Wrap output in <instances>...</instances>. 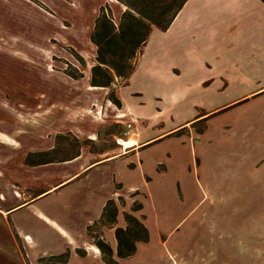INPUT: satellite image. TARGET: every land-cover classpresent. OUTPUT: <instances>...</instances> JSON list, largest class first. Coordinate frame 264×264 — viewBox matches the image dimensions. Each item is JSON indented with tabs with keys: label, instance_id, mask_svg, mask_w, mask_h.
Listing matches in <instances>:
<instances>
[{
	"label": "crops",
	"instance_id": "1",
	"mask_svg": "<svg viewBox=\"0 0 264 264\" xmlns=\"http://www.w3.org/2000/svg\"><path fill=\"white\" fill-rule=\"evenodd\" d=\"M107 2L0 0V24L37 25L19 33L0 25V49L49 69L42 50L49 38L71 42L66 31L74 23L88 27L91 38ZM55 24L62 35L48 33ZM67 77L65 84L49 85L53 93L42 94L45 104L37 94L42 108L8 104L0 110L10 117L0 122V143L9 149L0 156V247L8 252H0V262L44 264L43 257L68 253L63 264H107L91 236L100 235L119 264H131L133 257L153 264L159 255L152 252L151 259L148 253L163 235L179 231L184 203L205 198L194 164L198 147L178 132L232 106L243 111L254 105L255 121L264 123V0H187L167 29L151 31L132 73L117 85L121 107L109 99V87ZM128 123L132 129L120 138ZM113 127L120 129L111 132L112 144L91 149L89 143L99 146ZM67 132L81 142L68 157L26 162L29 153L55 149L57 136ZM159 164L165 169L159 171ZM145 168L153 171L152 180L139 194L142 208L132 210L126 192L145 183ZM109 200L117 207L116 221L103 223ZM126 214L145 224L149 240L137 241L135 253L121 257L116 229L128 226Z\"/></svg>",
	"mask_w": 264,
	"mask_h": 264
},
{
	"label": "rangeland",
	"instance_id": "2",
	"mask_svg": "<svg viewBox=\"0 0 264 264\" xmlns=\"http://www.w3.org/2000/svg\"><path fill=\"white\" fill-rule=\"evenodd\" d=\"M109 1L106 4L111 7L114 22L119 25L127 6L118 0ZM0 25L9 33L29 32L37 26L6 19ZM38 27L41 30L42 26ZM47 27L48 33L60 32L62 35L59 25ZM87 28L74 23L71 27L73 32L66 31L71 42L60 35L49 38L45 48H42L45 51L44 60L50 63L49 69L36 66L38 63L31 57L23 60L0 49V110L6 109L8 104H17L29 110L42 108V103L36 99L37 94L45 104L47 100L42 98V94L53 93L49 85L69 81L65 72L67 68L72 72L75 69L83 71V76L74 79L91 82V70L97 63V46L87 37ZM141 52L140 48L132 58L122 61L114 53L108 54V57L122 70H127L129 64L137 63ZM112 74L114 80L109 89H114L116 94L117 85L126 78L118 76L114 70ZM85 75L89 78L85 79ZM11 88L18 92H13ZM5 113L0 111V122H10ZM255 113L254 105L243 111L238 106H232L211 119L200 117L178 132L184 133L187 141L198 147L194 164L205 198L196 203H184V219L178 226L179 231L171 236L163 235L160 246L153 244L155 249L148 253L151 259L154 258L153 253L159 255V260H154L153 264H264V123L255 121ZM119 129L107 128L102 133L104 140L99 142V146L89 143L91 149L111 145L110 134ZM125 136L122 133L120 138ZM80 145L81 142L79 144L73 136L61 139L56 145L59 149L57 156H69ZM8 150L0 143V156ZM164 169L165 165H158L159 171ZM144 173L145 183L136 190L128 189L126 192L125 197L130 201L132 210L142 206L139 194L147 188L146 182L152 180L153 171L150 168H145ZM120 203L123 204V201ZM180 217L179 214L177 221ZM145 248L142 250L148 251ZM0 252L8 254L1 247ZM136 259L133 257L131 264H139ZM149 263L152 264L151 261Z\"/></svg>",
	"mask_w": 264,
	"mask_h": 264
},
{
	"label": "trees",
	"instance_id": "3",
	"mask_svg": "<svg viewBox=\"0 0 264 264\" xmlns=\"http://www.w3.org/2000/svg\"><path fill=\"white\" fill-rule=\"evenodd\" d=\"M127 6L122 13L119 25L114 22L111 7L106 4L100 9L93 32L91 34V43L97 46V63L91 70V84L94 86L112 87V70L122 78H128L135 65H128L127 70H122L120 65L114 60L109 59L108 54L118 55L120 61L132 58L138 49L143 50L151 31L154 28L167 29L179 10L187 0H118ZM80 60V58H79ZM65 72L78 78L84 75L83 71L75 69L74 72L68 68ZM109 99L121 107V101L111 89L108 95ZM67 135L59 134L57 142L61 139L72 136L70 132ZM74 137V136H73ZM80 144V141L75 138ZM58 146L51 151L29 153L26 157L28 164H39L54 161L58 157ZM53 155V156H52ZM52 156V157H51ZM142 206L134 207L133 210H139ZM117 207L113 200H109L105 206L102 216L103 223L116 221ZM128 226L116 229L118 239V255L128 257L135 253L137 241L149 240V231L145 224L133 214H126ZM91 232V227L89 228ZM91 234V233H90ZM94 242L99 246L103 253V258L107 264H119L114 258V252L109 243L100 235L93 236ZM68 253L59 256L43 257L41 262L44 264H63L67 260Z\"/></svg>",
	"mask_w": 264,
	"mask_h": 264
},
{
	"label": "built area",
	"instance_id": "4",
	"mask_svg": "<svg viewBox=\"0 0 264 264\" xmlns=\"http://www.w3.org/2000/svg\"><path fill=\"white\" fill-rule=\"evenodd\" d=\"M132 127H133V124L132 123H128V125H127V131L125 132V135L128 133V131L129 130H131L132 129Z\"/></svg>",
	"mask_w": 264,
	"mask_h": 264
},
{
	"label": "bare ground",
	"instance_id": "5",
	"mask_svg": "<svg viewBox=\"0 0 264 264\" xmlns=\"http://www.w3.org/2000/svg\"><path fill=\"white\" fill-rule=\"evenodd\" d=\"M2 136V135H1ZM120 142H122L123 144H125V145H128L130 142H127V141H125V140H122V139H120Z\"/></svg>",
	"mask_w": 264,
	"mask_h": 264
}]
</instances>
